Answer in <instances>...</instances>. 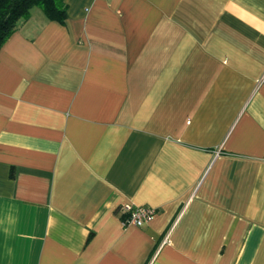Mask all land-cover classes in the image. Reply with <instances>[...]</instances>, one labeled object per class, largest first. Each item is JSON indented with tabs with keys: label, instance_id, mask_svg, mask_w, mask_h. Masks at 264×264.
<instances>
[{
	"label": "crops",
	"instance_id": "0c3cea01",
	"mask_svg": "<svg viewBox=\"0 0 264 264\" xmlns=\"http://www.w3.org/2000/svg\"><path fill=\"white\" fill-rule=\"evenodd\" d=\"M64 3L0 47V264H264V0Z\"/></svg>",
	"mask_w": 264,
	"mask_h": 264
},
{
	"label": "trees",
	"instance_id": "16d2710c",
	"mask_svg": "<svg viewBox=\"0 0 264 264\" xmlns=\"http://www.w3.org/2000/svg\"><path fill=\"white\" fill-rule=\"evenodd\" d=\"M39 8L48 19L64 22V0H0V47L16 30L18 22L28 18L31 8Z\"/></svg>",
	"mask_w": 264,
	"mask_h": 264
},
{
	"label": "built area",
	"instance_id": "2783aa9c",
	"mask_svg": "<svg viewBox=\"0 0 264 264\" xmlns=\"http://www.w3.org/2000/svg\"><path fill=\"white\" fill-rule=\"evenodd\" d=\"M124 217L122 218V226H136L143 227L146 225L155 215V210L150 207L145 206H125L123 208ZM169 232L165 237V241H167Z\"/></svg>",
	"mask_w": 264,
	"mask_h": 264
}]
</instances>
